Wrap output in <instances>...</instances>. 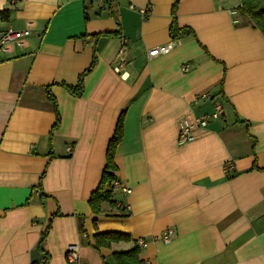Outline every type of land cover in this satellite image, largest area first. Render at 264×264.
Wrapping results in <instances>:
<instances>
[{
    "label": "crops",
    "instance_id": "0c3cea01",
    "mask_svg": "<svg viewBox=\"0 0 264 264\" xmlns=\"http://www.w3.org/2000/svg\"><path fill=\"white\" fill-rule=\"evenodd\" d=\"M238 1L116 0L113 18L99 0H0V31L32 30L0 54V264H69L71 246L81 264H117L136 248L144 264H264V36ZM177 3L187 31L174 40ZM94 60L72 95L63 85ZM217 102L225 117L180 147V124ZM123 114L121 186L95 215ZM107 232L130 239L97 246Z\"/></svg>",
    "mask_w": 264,
    "mask_h": 264
},
{
    "label": "trees",
    "instance_id": "16d2710c",
    "mask_svg": "<svg viewBox=\"0 0 264 264\" xmlns=\"http://www.w3.org/2000/svg\"><path fill=\"white\" fill-rule=\"evenodd\" d=\"M239 1L242 4V7L240 8L241 16H243L246 19L247 23L253 26L254 29H259L260 32L264 36V0H239ZM113 3L115 4L114 1H110L109 3L111 10H112L111 16L113 18H116L115 11H113V8H112ZM177 6H178V3L175 4L173 8L174 21L171 27V36L174 40L181 39L187 31L185 28H180L177 23V16H176ZM119 34H120V31L116 32V34L114 33L113 36H119ZM106 36L109 37L112 35L106 34ZM91 64L92 65L90 69L80 76L78 85L76 86L63 85L66 89L70 91L72 95L76 97H81L84 94V78L95 67L96 65L95 60ZM48 97L50 100L53 101L55 105L57 122L54 126V129H57L61 121L58 103L56 99L51 95V93H49V91H48ZM124 117H125V114L119 117V122L116 128V132L108 145L107 164L104 169L102 180L100 182L98 189L92 194L90 198V206L95 215H99L102 213V207L104 204L106 203H110L111 205L114 204L113 202L114 192H115L114 184L117 180L116 173L118 170L115 164V159H116L117 149L124 138V132H123L124 131V119H125ZM46 236H47V233L44 234V236L42 237V242L40 244L41 248L44 244ZM94 239H95V243L97 246L109 247L113 243L120 242V241L125 242L129 240L130 238L129 236L123 235L121 233L107 232V233H101L98 235L96 234ZM139 254H140V251L138 248H136L127 253H116L114 255V258L117 264H144V262L139 258Z\"/></svg>",
    "mask_w": 264,
    "mask_h": 264
},
{
    "label": "built area",
    "instance_id": "2783aa9c",
    "mask_svg": "<svg viewBox=\"0 0 264 264\" xmlns=\"http://www.w3.org/2000/svg\"><path fill=\"white\" fill-rule=\"evenodd\" d=\"M13 1H23V0H13ZM110 1L115 0H99L100 6L107 7ZM141 14L144 18H146L149 14V11H141ZM31 25L24 30H15L12 27L7 28L5 31H0V54H7L10 52V46L15 44L17 46L24 45V40L29 38L32 35ZM174 48L173 43L169 45H164L160 47H156L149 51V58H159L161 55H166L170 53ZM126 61L124 59L121 60L120 66H118L115 71L117 74H121L124 70V66ZM187 71V68L185 69ZM124 77V75H123ZM225 117V109L222 103L217 102L215 104V111L212 114L204 115L202 117L193 118L191 121H183L180 124V132H179V140L178 145L180 147H184L192 142L196 141L198 132L203 131V129H207L210 122L222 120ZM115 186H121L120 183L116 182ZM124 192L128 193L130 190L126 187H123ZM175 231L170 229L168 230L163 237L159 240L163 243L169 244L175 235ZM142 246H147V243L144 240L140 241ZM66 259L69 264H81V257L78 247L71 246L69 247Z\"/></svg>",
    "mask_w": 264,
    "mask_h": 264
},
{
    "label": "rangeland",
    "instance_id": "374dc122",
    "mask_svg": "<svg viewBox=\"0 0 264 264\" xmlns=\"http://www.w3.org/2000/svg\"><path fill=\"white\" fill-rule=\"evenodd\" d=\"M237 1H238V0H237ZM237 4H238V6H240V2H239V1L237 2Z\"/></svg>",
    "mask_w": 264,
    "mask_h": 264
}]
</instances>
